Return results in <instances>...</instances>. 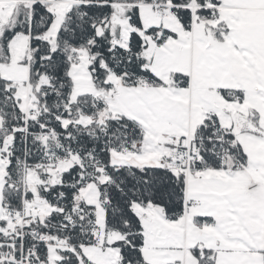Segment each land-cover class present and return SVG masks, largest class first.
Listing matches in <instances>:
<instances>
[{
  "label": "snow or ice",
  "instance_id": "1",
  "mask_svg": "<svg viewBox=\"0 0 264 264\" xmlns=\"http://www.w3.org/2000/svg\"><path fill=\"white\" fill-rule=\"evenodd\" d=\"M0 264H264V0H0Z\"/></svg>",
  "mask_w": 264,
  "mask_h": 264
}]
</instances>
